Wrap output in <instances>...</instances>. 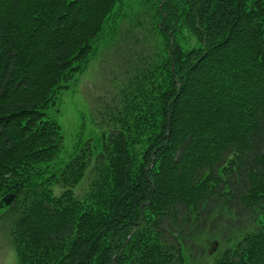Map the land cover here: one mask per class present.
Wrapping results in <instances>:
<instances>
[{"label":"trees","instance_id":"16d2710c","mask_svg":"<svg viewBox=\"0 0 264 264\" xmlns=\"http://www.w3.org/2000/svg\"><path fill=\"white\" fill-rule=\"evenodd\" d=\"M123 5L0 0V223L17 264H192L217 227L232 243L212 264H264V0L143 2L148 52L131 50L104 128L62 158L57 93Z\"/></svg>","mask_w":264,"mask_h":264},{"label":"rangeland","instance_id":"374dc122","mask_svg":"<svg viewBox=\"0 0 264 264\" xmlns=\"http://www.w3.org/2000/svg\"><path fill=\"white\" fill-rule=\"evenodd\" d=\"M143 2L147 0H124L122 15L117 17L114 30L111 32L108 27L103 29L96 41L98 50L95 49V54L93 51L86 68L67 81V87L57 93L56 105L50 111V115L55 117L62 127L64 160L77 149L82 140L92 137L104 128L105 125L99 124V121L106 112L107 106L118 97V85L125 77V70L131 65L127 63L128 65L125 66L126 60L131 58L129 56L131 50L145 46V53L148 52L149 42L143 38L141 24L139 26L133 24L135 21H141L143 25H147L149 14L145 13L146 9L143 11ZM146 6L149 8L148 4ZM128 30L131 32L121 36V33ZM134 39L138 40L137 43ZM129 45L133 48L128 49ZM88 178L89 172L84 181L74 188L77 195L87 188ZM230 219L232 222V216ZM231 235L232 229H229L226 237ZM224 237L221 234V227L204 236L200 234L193 244L201 251L195 249L197 252L193 255L195 261L192 264H211L213 256L219 251L220 254L222 249L232 243L231 240L226 242ZM0 264H17L6 223H0Z\"/></svg>","mask_w":264,"mask_h":264},{"label":"water","instance_id":"95a60500","mask_svg":"<svg viewBox=\"0 0 264 264\" xmlns=\"http://www.w3.org/2000/svg\"><path fill=\"white\" fill-rule=\"evenodd\" d=\"M12 197H13L12 194H7V195L4 197L5 202H9L10 199H11Z\"/></svg>","mask_w":264,"mask_h":264}]
</instances>
